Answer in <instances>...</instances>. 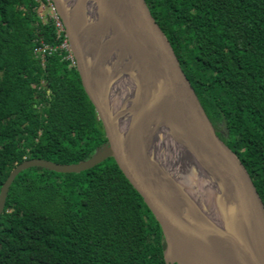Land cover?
I'll return each instance as SVG.
<instances>
[{"label": "trees", "instance_id": "1", "mask_svg": "<svg viewBox=\"0 0 264 264\" xmlns=\"http://www.w3.org/2000/svg\"><path fill=\"white\" fill-rule=\"evenodd\" d=\"M217 134L264 203V0H146ZM36 0H0V187L24 159L82 162L106 143L75 66ZM218 123L223 131L217 130ZM158 222L112 158L79 173L19 171L0 214V264H166Z\"/></svg>", "mask_w": 264, "mask_h": 264}, {"label": "water", "instance_id": "2", "mask_svg": "<svg viewBox=\"0 0 264 264\" xmlns=\"http://www.w3.org/2000/svg\"><path fill=\"white\" fill-rule=\"evenodd\" d=\"M53 1L106 143L82 162L18 163L0 187V214L19 171L79 173L112 158L158 222L166 264H264V203L243 161L217 134L147 1ZM178 162L201 187V211L181 195Z\"/></svg>", "mask_w": 264, "mask_h": 264}, {"label": "built area", "instance_id": "3", "mask_svg": "<svg viewBox=\"0 0 264 264\" xmlns=\"http://www.w3.org/2000/svg\"><path fill=\"white\" fill-rule=\"evenodd\" d=\"M37 13L39 19L42 23H47L48 21L53 23L55 30V37L58 41L57 43H49L44 39L37 41L34 48V56L40 60V62L45 65L46 58L55 53L60 52L63 54L64 59L69 61V66L76 67V58L72 51L65 24L60 16L57 7L53 0H36Z\"/></svg>", "mask_w": 264, "mask_h": 264}, {"label": "bare ground", "instance_id": "4", "mask_svg": "<svg viewBox=\"0 0 264 264\" xmlns=\"http://www.w3.org/2000/svg\"><path fill=\"white\" fill-rule=\"evenodd\" d=\"M122 48V47H120ZM125 54H126V58L129 59L130 56V51H128L127 49L125 50ZM127 83H125L126 85ZM126 87V86H124ZM126 89H128L126 87ZM178 168L177 170L174 169L173 171L176 173V177L175 179L178 181V188L180 187L181 189V195H184L185 198V202H192L193 205L196 207V209L198 208L199 211H201L202 209L200 208L202 206V196L200 195L201 192V187L199 186L198 182L196 183L195 179H193V175L191 173V170L189 169V167L182 163V162H178ZM194 209V207H193Z\"/></svg>", "mask_w": 264, "mask_h": 264}, {"label": "rangeland", "instance_id": "5", "mask_svg": "<svg viewBox=\"0 0 264 264\" xmlns=\"http://www.w3.org/2000/svg\"><path fill=\"white\" fill-rule=\"evenodd\" d=\"M217 130H219V131H221V132L223 131V126H222V124L218 123Z\"/></svg>", "mask_w": 264, "mask_h": 264}]
</instances>
